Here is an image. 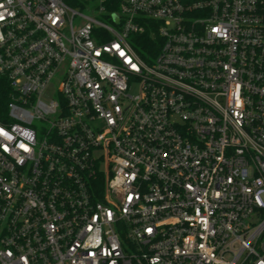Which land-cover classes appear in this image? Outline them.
I'll return each instance as SVG.
<instances>
[{
	"label": "built area",
	"instance_id": "2783aa9c",
	"mask_svg": "<svg viewBox=\"0 0 264 264\" xmlns=\"http://www.w3.org/2000/svg\"><path fill=\"white\" fill-rule=\"evenodd\" d=\"M0 264H264V0H0Z\"/></svg>",
	"mask_w": 264,
	"mask_h": 264
},
{
	"label": "trees",
	"instance_id": "16d2710c",
	"mask_svg": "<svg viewBox=\"0 0 264 264\" xmlns=\"http://www.w3.org/2000/svg\"><path fill=\"white\" fill-rule=\"evenodd\" d=\"M5 81V79L0 78V106L3 108L6 105L8 94V89Z\"/></svg>",
	"mask_w": 264,
	"mask_h": 264
}]
</instances>
